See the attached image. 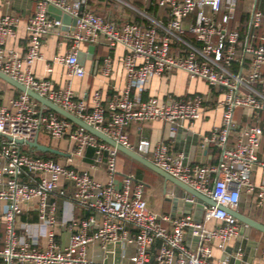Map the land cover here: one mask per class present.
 <instances>
[{"label": "built area", "instance_id": "2783aa9c", "mask_svg": "<svg viewBox=\"0 0 264 264\" xmlns=\"http://www.w3.org/2000/svg\"><path fill=\"white\" fill-rule=\"evenodd\" d=\"M51 6L75 20L73 29L63 32L70 43L68 53L55 58L66 66L68 75L83 78L86 74L78 60L81 45L120 46L125 51V89L108 101L96 91L88 105L69 85L55 88L50 80L34 74L33 66L42 59L45 39L64 25L51 17ZM159 6L169 10L168 22L146 27L137 22L118 24L107 20L92 10L89 0H35V13L25 27L28 44L24 54L6 49V41L15 36L20 21L8 11L0 18V71L119 144L144 157L151 155L157 167L218 206L199 203L189 196L187 202L199 203L203 208L200 221L193 215L172 216L149 210L143 181L133 174L117 180V149L20 92L8 106H0V203L4 204L0 218L5 228L0 239L1 264H106L107 254L120 248L124 257L127 246L135 249L133 264H149L152 259L157 264H219L214 261L212 246L216 243L224 249L240 227L238 219L226 210L237 209L243 190L254 195L258 207H264V156L259 157L263 128L246 126L239 131L236 142L229 144L237 128V109L255 116L264 113V12L253 8L249 23L250 32L263 33H249L243 38L239 26H232L238 0H159ZM192 15L194 22L186 26ZM101 70L111 75L109 58ZM177 71L224 90L223 124L204 138L206 144L221 148L216 164H187L184 155L171 152L165 142L152 144L141 139L136 146L130 142L128 128L134 123L162 121L170 126L169 134L174 138L185 123L202 118L205 99L199 96L167 100L141 97L151 78ZM43 133L54 141L68 140L78 155L93 148L96 163L102 162L103 152H108V181L102 183L89 171L73 167L71 159L63 164L34 157L24 150L28 148L25 143L15 142L33 141ZM256 166L263 171L260 184L251 181ZM57 198L72 206L69 218H57V204L51 202ZM34 201L37 221L21 222L23 206ZM75 207L88 211L90 216L76 217ZM212 220L220 225L206 228L205 223ZM41 227L48 229L45 236H41ZM57 229L69 232L66 245L58 242ZM187 232L198 239L195 247L186 244ZM157 242L160 246L152 253ZM97 245L101 260L89 254ZM109 246L114 249L109 250Z\"/></svg>", "mask_w": 264, "mask_h": 264}, {"label": "crops", "instance_id": "0c3cea01", "mask_svg": "<svg viewBox=\"0 0 264 264\" xmlns=\"http://www.w3.org/2000/svg\"><path fill=\"white\" fill-rule=\"evenodd\" d=\"M7 1L9 4H7ZM143 2L141 7L137 4L130 5L125 0H89V4L98 15L107 20L115 21L118 24L132 22L139 16L145 23H150L148 27L159 24H165L169 19V10L159 6V0H140ZM239 7L236 12L235 21L232 26H239V29L246 31L245 36L249 33L253 36H259L263 30L250 32L249 23L251 11L253 8L264 12V0H238ZM0 18L6 12L16 14L19 18V25L16 29L14 37L8 38L6 41V49L14 50L20 54H24L27 50L26 23L35 13V0H0ZM52 18L59 17L58 12H50ZM195 17L192 15L186 21V26L193 23ZM140 23V22H137ZM73 29L72 22L64 24L61 29H54L50 32L44 41L42 47V59L35 62L33 66L34 74L43 79L50 80L55 88H64L69 85L77 95L78 99L84 100L88 105L92 102V96L96 91H101L103 98L108 101L119 91L125 89L127 85L126 72L123 66V58L125 51L122 47L117 46L111 48L105 43L94 46L93 57L90 56V47L92 45L83 44L80 52L85 59L79 63L85 68V76L83 78L71 77L68 75L66 66L59 63L55 58L65 55L70 49V43L63 32ZM161 34V29H157ZM187 40L194 43V39L187 36ZM258 39H254L258 43ZM176 47L177 45L174 44ZM109 58L112 62L111 75H104L102 67L105 59ZM137 90H133L137 94ZM20 91L12 87L10 84L0 79V106H8L12 99L19 96ZM141 97L147 99L150 96H156L159 99L167 100L168 98L184 99L190 96H199L204 98L203 116L200 120L192 124L185 123L177 130L174 138L170 137V126L162 121H153L146 123H134L128 128L129 139L133 146H136L141 139H147L152 144L165 142L170 146V150L176 154H183L187 164L192 165H210L219 162L221 157V148L213 144H206L204 138L211 135L215 128H220L223 124L224 109L221 105L224 90L219 87L210 86L208 83L198 79H191L184 72H173L165 76H155L151 78L147 86L142 90ZM263 117L264 113L255 116L248 111L237 109L234 113V119L237 128L231 133L229 144L236 142L239 131L246 126L255 125L257 120ZM254 123V124H253ZM264 130V129H263ZM42 138H38V142L45 146H49L61 151L64 155H58L57 159L60 163H67L71 159L72 166L79 169L89 171L91 175L98 181L106 183L108 181V173L106 170V161L108 160V152H103L102 162L96 163L94 156H89V150H85L81 155L75 154L74 147L68 140L54 141L46 134H41ZM264 156V135L261 142L259 157ZM150 161L152 156L146 157ZM135 161L130 158L127 160L123 157L118 158V175L117 180L127 174H135L138 172L141 181L145 184V199L149 210L156 213L170 214L177 216L181 214L193 215L198 221L202 220L203 208L199 203H189L186 199L190 195L168 184L165 185L164 179L151 171L150 169L133 163ZM263 180V171L256 166L251 174V181L260 184ZM57 204V218H69L72 213V206L63 198L51 199ZM36 202L30 205H24V212L20 216L21 222L34 223L37 221L38 214L36 211ZM4 204L0 203V213L3 211ZM240 214L251 218L252 220L264 225V207H258L254 200V195L243 190L239 205L236 209ZM76 217L86 218L90 213L82 208L75 207L73 209ZM220 222L216 220L205 223L206 228L212 229L219 226ZM4 224L0 218V239L4 237ZM48 229L41 227V236H45ZM57 240L60 244L66 245L69 238V232L64 230H56ZM198 239L187 232L186 244L195 247ZM160 246L157 242L152 253H156ZM113 250V246L108 247ZM114 254H107L106 264H133L131 257L135 254V249L131 246L125 248L124 257L120 248L114 250ZM213 258L216 263L222 264H264V233L249 229L240 223L239 233L232 238L224 249L212 246ZM90 257L95 260L102 259V253L99 246H93L89 252ZM1 264V262H0ZM149 264H157L154 259Z\"/></svg>", "mask_w": 264, "mask_h": 264}, {"label": "water", "instance_id": "95a60500", "mask_svg": "<svg viewBox=\"0 0 264 264\" xmlns=\"http://www.w3.org/2000/svg\"><path fill=\"white\" fill-rule=\"evenodd\" d=\"M49 11L50 12H52V11L58 12L59 17H57V19L62 20L63 24H67L69 22H72V25L75 26V20L71 16H69L67 14H63L60 10L56 9L53 6L49 7ZM94 50H95V47L91 46L90 51H89V53H90L89 58L93 57ZM81 59H82V64H84L85 59H83V56L81 54H79L78 60L80 61ZM0 79L3 80L4 82L10 84L12 87L17 89L18 91L28 94L34 100L39 102L41 106L46 107L47 109L55 112L56 114H58L59 116L69 120L73 124H75L79 127H82L83 129H85L89 133L96 136L100 141H102V142L108 144L109 146L117 149V151L119 153L125 155L126 157L130 158L131 160H133V161L139 163L140 165H142V166L150 169L151 171L155 172L156 174H158L159 176H161L164 179L166 186L168 184H170V185H173V186L181 189L184 192V194H188L191 197H194L199 203H205L206 205L212 206V207L218 206L217 203L215 201H213L211 198L201 194L200 192H198L194 188H192V187L188 186L187 184L181 182L180 180L172 177L167 172H165L162 169H160L159 167H157L152 161H150L146 157L142 156L141 154L137 153L136 151H134L132 149H129V148L119 144L118 142L113 140L111 137H109L105 133L101 132L100 130H98V129L90 126V125H88L83 120L77 118L76 116L67 112L66 110H64L60 106L54 104L53 102L49 101L45 97L39 95L38 93L34 92L33 90L27 88L26 86L22 85L21 83L17 82L16 80L12 79L10 76L6 75L2 71H0ZM8 138H9V140H12L11 137H8ZM15 142L19 145H23L25 143L27 145V147L33 151H37V152H41V153H49V154L57 155V156L58 155H64L61 151H59L55 148L40 144L38 142L37 138H35L33 141H27V142H24L21 139H16ZM226 211L229 214L233 215L235 218H237L241 224L247 226L249 229H255V230H258V231L264 233V225L252 220L249 217H246V216L240 214L236 210H226Z\"/></svg>", "mask_w": 264, "mask_h": 264}, {"label": "trees", "instance_id": "16d2710c", "mask_svg": "<svg viewBox=\"0 0 264 264\" xmlns=\"http://www.w3.org/2000/svg\"><path fill=\"white\" fill-rule=\"evenodd\" d=\"M137 6L138 7H141V5L140 4H137ZM134 22H140V23H142V22H144L143 21V19L141 18V17H139V16H137L135 19H134V21H132V23H134ZM143 24V23H142ZM149 24L150 23H145V26L146 27H148L149 26ZM247 31V30H246ZM246 31L244 30V29H241L240 30V32H241V35H242V37L244 38L245 37V34H246ZM58 115V114H57ZM257 122H258V125H260L263 129H264V125H263V117L262 116H260V118L257 120ZM88 150H89V156H94L95 157V150L93 149V148H87ZM86 149V150H87ZM27 153H29V154H31L32 156H34V157H37V158H43V159H54L55 161H57V159L59 158V156H57V155H52V154H49V153H41V152H37V151H33V150H30V149H28V148H25L24 149ZM123 157V158H125V159H129L128 157H126L125 155H123V154H121V153H118V158L119 157ZM133 163H135V164H137V166H139L140 167V165L137 163V162H133ZM117 171H118V160H117ZM118 173H119V171H118ZM127 174H131V173H127ZM126 175V174H125ZM134 176H135V174H134ZM136 179L137 180H142L141 179V176H140V174H138V172L136 173Z\"/></svg>", "mask_w": 264, "mask_h": 264}, {"label": "rangeland", "instance_id": "374dc122", "mask_svg": "<svg viewBox=\"0 0 264 264\" xmlns=\"http://www.w3.org/2000/svg\"><path fill=\"white\" fill-rule=\"evenodd\" d=\"M127 3H129L130 5H135V4H143V2L142 1H140V0H125ZM139 16H141V15H139ZM254 124V123H253ZM255 125H258V122H256L255 123ZM41 138H42V136L40 135V141H41Z\"/></svg>", "mask_w": 264, "mask_h": 264}]
</instances>
